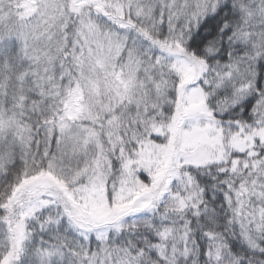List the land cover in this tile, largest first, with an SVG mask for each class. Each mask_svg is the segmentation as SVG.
<instances>
[{
    "label": "snow or ice",
    "instance_id": "6c2138e0",
    "mask_svg": "<svg viewBox=\"0 0 264 264\" xmlns=\"http://www.w3.org/2000/svg\"><path fill=\"white\" fill-rule=\"evenodd\" d=\"M0 264H264V0H0Z\"/></svg>",
    "mask_w": 264,
    "mask_h": 264
}]
</instances>
